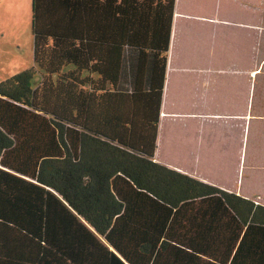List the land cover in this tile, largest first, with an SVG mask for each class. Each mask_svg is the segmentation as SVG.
<instances>
[{
  "label": "trees",
  "instance_id": "trees-1",
  "mask_svg": "<svg viewBox=\"0 0 264 264\" xmlns=\"http://www.w3.org/2000/svg\"><path fill=\"white\" fill-rule=\"evenodd\" d=\"M174 1L31 0L34 67L0 81V264H264V205L155 161Z\"/></svg>",
  "mask_w": 264,
  "mask_h": 264
},
{
  "label": "crops",
  "instance_id": "crops-1",
  "mask_svg": "<svg viewBox=\"0 0 264 264\" xmlns=\"http://www.w3.org/2000/svg\"><path fill=\"white\" fill-rule=\"evenodd\" d=\"M155 161L264 205V0H175Z\"/></svg>",
  "mask_w": 264,
  "mask_h": 264
},
{
  "label": "rangeland",
  "instance_id": "rangeland-1",
  "mask_svg": "<svg viewBox=\"0 0 264 264\" xmlns=\"http://www.w3.org/2000/svg\"><path fill=\"white\" fill-rule=\"evenodd\" d=\"M32 67L31 0H0V81Z\"/></svg>",
  "mask_w": 264,
  "mask_h": 264
}]
</instances>
